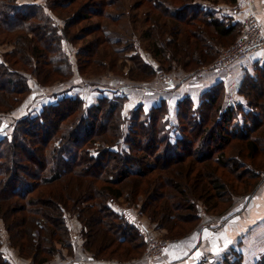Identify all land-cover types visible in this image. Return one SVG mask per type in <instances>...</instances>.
I'll use <instances>...</instances> for the list:
<instances>
[{"label": "trees", "instance_id": "obj_1", "mask_svg": "<svg viewBox=\"0 0 264 264\" xmlns=\"http://www.w3.org/2000/svg\"><path fill=\"white\" fill-rule=\"evenodd\" d=\"M147 1L153 10H160L152 18L151 24H153V19L157 20L159 25H162L160 23L162 18L175 20L172 30L166 23L159 26V29L162 33L173 35L174 38V34L181 35L178 41L176 37L172 43H168L169 45L165 43V46H161L163 43L157 42L156 37L151 34V28H153L151 26L144 33L148 38L154 37L148 46L149 51L158 62H177L187 73L200 66L213 63L218 46L231 42L240 32L239 22L235 21L232 16L220 13L222 3L219 1H224V5L230 6V10L236 13L238 9L236 0ZM58 3L60 2H52L51 5L56 6ZM98 4L104 5V1L101 0ZM94 5L91 7L96 9ZM52 6H43L35 0H0V35H8V39L12 37L15 44H18L15 50L8 53V56L17 59L22 64H28L29 57L33 55L46 57L45 65L49 69L46 74L40 73L43 74L42 81L39 80L38 68L30 74L42 85L47 81L48 75L59 70L58 64L66 65L67 68L70 66L62 50V36L56 32L55 26L48 17L53 13ZM97 13H95L96 16L103 14L102 11ZM88 14L89 12L83 13L82 18H87ZM194 22H198L199 26ZM28 34L31 37L30 40L27 37ZM26 40L28 44L32 43L31 47H23L26 45ZM127 59L139 63L136 55H131ZM3 63L4 59L0 61V79L5 77L3 82L0 81L1 92L17 96L20 95L19 93L28 92L27 78ZM142 63L141 66L136 67L137 80L135 81H143L141 78H145L148 71L152 76L157 72L150 62L142 61ZM12 77L16 78V81ZM248 84L262 88L260 95L254 97L252 100L255 101L252 103L243 91V87H247ZM263 90V72L258 79L247 76L245 82L239 80L237 86L238 94L240 93L239 95L244 98L245 104L233 102V105H228L223 100L224 86L218 83L202 94L198 106L192 104L187 97L178 99L175 104V121L173 122L167 119L169 112L165 100L155 102L147 111L141 105L126 109L123 96L113 98L104 96L88 107L85 106L84 93H76L73 97L62 96L60 99L47 102L43 107L44 110L37 112V116L32 119L30 117L18 119L12 135L0 140V220L4 230L9 233L14 245L19 247L21 256L31 257L33 264H44L55 255L58 244L63 246L66 244V247L68 246L72 251L73 238L66 221L70 215L75 214L77 221L81 223L80 234L85 240L84 249L95 254L94 257L92 256L93 259L100 258L99 254L110 250L113 241L126 243V247L120 248L124 256L137 255L141 250L140 245L144 242L142 235L138 233L139 227L137 228L136 222L132 220L134 219L133 213L127 212L125 208L120 209L115 204L116 200L125 194L123 192L125 180L135 177L147 178L145 176L156 169V165L151 163L149 156L152 151L153 156L157 158L156 161L159 162L158 156L161 157V155L157 153L158 145L164 146L165 155H163L165 157H170V151L174 156L180 155V152L186 153L183 148L186 145L183 127H190V131L197 130L200 125L204 126L209 121L216 125L222 123L223 126L221 128L215 126L213 131L205 130L201 136L206 148H195L192 152L195 153L193 161L201 166L204 165L201 167L203 171L213 169V172L209 174L215 177H212L208 184L212 190L218 192L216 197L222 198L227 191V184L216 176L217 167L223 166L229 170L230 174H234L237 167L242 165L241 167L246 170L245 176L251 174V178H257L261 175L264 164L257 166L254 159L261 152L264 156V146L260 151V144L264 145V129L262 135L256 136L252 132H256L264 125L262 122L261 126L258 122L260 117H256L258 110L264 116V100L261 99L262 96L264 97ZM21 98L17 100L18 102L16 101L17 104ZM61 106L71 107H68L66 114L48 115ZM185 106L187 114L184 116L189 119L187 122L180 120V112ZM206 107L209 108L208 117H204L202 113ZM74 110L80 113L73 119L71 116L74 114L70 113ZM130 114L129 120L135 124L131 125L132 127H129L126 132L123 130L125 124L123 116ZM65 119H68L67 122ZM173 128L174 131H172ZM138 130H140V137L137 135L138 141H136L133 137ZM143 131L146 134L143 135ZM172 133L176 135L173 143L171 142ZM110 135L114 137L111 138V140L114 139L113 142L107 140L110 139L108 138ZM234 136L246 138L244 148L240 146L242 144H236V146L240 151H242L241 148L243 149V158L249 160V164L242 163L238 154L224 159L222 153L224 145L228 143L230 137ZM120 139L127 144V148H121ZM98 141L103 143L105 148H100V144L94 145ZM115 141L117 142L114 143ZM136 142L140 145H136ZM139 154H144L143 159L139 160ZM191 155L188 154L189 157ZM106 156L107 159L104 160ZM184 157L177 158L175 161L183 162ZM159 163H163L161 167H158L159 171L163 169L161 172L170 171V167L174 165L173 162L169 163L164 158ZM188 171L180 166L173 171L176 178L164 177L166 173L163 177L160 175L156 177L159 182L166 179L165 183L171 185L174 191L183 197V201L186 199L183 188L190 192L195 191L199 195H195L197 199L205 198L204 194H207L210 189L203 188V184L199 183V178H202L206 172H198L192 186H189L187 182L189 176H186ZM172 175L170 172V176ZM240 179L244 187L249 185L243 178L240 177ZM263 181L264 175L250 193L245 195V198L250 199L259 190L258 186ZM143 189L145 190L142 191L150 193V187L145 185ZM33 193H36L35 196L32 195ZM131 193L128 192L126 198L132 199L138 194L136 190L133 191V195ZM12 198L22 202H14ZM150 207L155 212L154 206ZM181 207L180 204H174L173 207L171 206V211L175 212V209L178 211L182 209ZM162 208L166 210L162 217L166 218L167 215V218L171 219L172 214L167 213L169 207ZM194 208V204H187L188 210ZM175 217L180 220L185 216L178 213ZM195 218L199 219L196 213ZM186 221H191V219H186ZM172 229L180 235L174 237L177 239L191 231L185 225ZM115 238L118 241L114 240ZM137 240L139 241L137 247H129L130 244L135 245ZM17 241L20 244H16ZM118 251L112 249L109 252L114 256L118 255ZM0 264H7L3 261L1 253ZM260 264H264V261Z\"/></svg>", "mask_w": 264, "mask_h": 264}, {"label": "rangeland", "instance_id": "obj_2", "mask_svg": "<svg viewBox=\"0 0 264 264\" xmlns=\"http://www.w3.org/2000/svg\"><path fill=\"white\" fill-rule=\"evenodd\" d=\"M21 1H26V0H21ZM35 1L43 6L47 5V7L52 6L51 5L52 2H58V1L60 2L58 3V5L52 6L53 13L48 17L51 20L52 25L55 26L56 32H58V34L62 36V40H61L62 50L65 53V56L70 66L69 68H67L66 65L58 64L57 67L59 70H57V72L53 71V73L48 75V79L46 82L43 83V85L39 84L38 81L34 79L33 76H31L30 74L31 71L38 68L39 70H37V72L40 77L39 80L42 81L43 74H46V72H48L47 69H49L47 65H45V62L47 61L45 60L46 57L43 58V55H39L38 57L36 55H33L29 57L30 62L28 64L27 63L22 64L17 59H12L8 56V53H11V51L15 50L16 47H18V44H15V41L12 37L8 39L7 38L8 35L6 36L0 35V61L4 59L3 65L9 67L11 70H14L16 73L17 71L22 73L27 78L26 80L28 81V86H29L28 92L24 94L19 93L20 95L18 96L15 94L8 95L5 94V92L2 93L0 90V140L4 139V137L6 136H7L6 138H9L12 135L13 130L17 125L16 123L18 122L17 121L18 119L20 120L22 118H28V117L32 119L33 117L37 116V112H41L44 110L43 107L47 104V102L55 101L57 99H60L62 96H68V93L69 91H71V89H74L75 87L78 88V84H75V86H73L76 79H78L77 80L78 82L80 83L82 82V84L79 86L88 88L87 95L89 96L90 94H92V91H94V89L96 90L97 87L102 88L104 91V89H110L115 87L116 85H118V83L125 84L126 81H130V82L134 81L137 82L138 84H142L143 82L146 81H148V83L154 81L155 84L158 85L163 78L162 75L175 78V81L172 80V78L171 79L169 78V80H172L174 84V82H176V80H178L180 77H182L185 74H188L187 72L184 71L182 65L178 64L177 62L175 63H172L170 61L158 62L149 51L150 48H148V46L150 45V41L154 37H156V39L158 40L157 42L163 43V45L161 46H165V43L166 44L172 43L174 39H176V37H177L176 40L178 41V39L181 38V35L177 36V34H174L175 35L174 38L173 35L162 33L161 32L162 30L160 31L159 29L160 28L159 26H163V24L166 23V25L172 30V26L174 25L175 20L162 18L160 19V23L162 25H159V22L153 19V24H151L152 18L155 17L160 10H156V9L153 10L147 0H103L104 5L98 4L101 2V0H35ZM66 2H68V4ZM219 3H222L220 7L223 8V9L220 8L221 15L223 14L229 15L232 16L234 20H236L234 17L235 11H233L234 12L233 13L232 10H230V6L224 5L225 4L224 1H219ZM94 4H96L98 7ZM93 5L96 7V9L94 7H91ZM95 10L102 11L103 14L101 13V16H96L95 13H97L98 11L95 12ZM182 11H184V9ZM87 12H89L88 17L82 18V14ZM244 18L245 17L240 16V21H239L241 24L239 27L240 32H238V34L235 35V37L231 40V42L229 41L223 46L217 45L218 46L217 54L213 62L218 60V58L220 57H224L228 55V50H232L233 48L232 45L238 40L239 36L242 33V27H243L242 21L244 20ZM194 23L196 25L198 24L197 26H199L198 22H194ZM151 26H153V28H151ZM149 28L152 29L151 34L154 36L153 38H148L144 34L145 31L148 30ZM38 30L44 33V31L41 30L40 28H38ZM171 33H173V31H171ZM27 37L30 40L31 37L29 36V34L27 35ZM25 42L26 45H23V47L25 48L31 47L32 43L28 44L27 40ZM20 46H22V44H20ZM167 49L169 50V48ZM86 53L88 54L87 57H86L87 55ZM131 55L132 56L136 55L139 61L138 64L134 60L130 61L127 59L131 57ZM142 61L150 62L157 70V72L152 76L151 74L149 75L150 71H148L147 76L145 78L144 77L141 78V80L143 81H135L137 80L135 77V74L137 72L136 67H138V65L141 66L143 64ZM211 64L200 66L197 68L199 70L194 69L192 71L194 72L197 71L196 73H198L200 72V69L201 71L213 70L210 67ZM256 77H258V75ZM4 78L5 77L3 76L0 79V81L3 82ZM191 78L192 76H190L186 80H189ZM12 79L16 81V78L12 77ZM239 80L245 82L244 78L237 79L236 82L237 86ZM243 88H244L243 90L244 95H248L251 103L255 101L252 99H254V97H256L257 95H260L259 92L262 91V88L260 89L258 86H253L251 84H248L247 87H243ZM41 90H43V92L56 90L58 91V93L47 95L48 97L51 98L47 99V101L44 100L43 102V100L41 101L38 100L39 97L38 95L40 94ZM123 92L121 91L115 92L113 97L123 96L125 99V95ZM76 93L77 92H75V94ZM75 94L73 93L70 96L73 97L75 96ZM104 94L109 95L110 93H104ZM101 97H103V93H101L100 98ZM19 98L21 99L19 104H17L18 102L17 100ZM90 99H88L89 102ZM261 99L264 100V97L262 96ZM68 107L71 106H61V108L57 109L52 113H49L48 115L66 114L68 113ZM175 110L173 112H170L168 107L169 113L167 119L172 120V122L175 121L174 119ZM207 111L209 112L208 107H206L202 112L204 117L205 116L208 117ZM79 113L80 112L78 110H76V112L75 110L72 111L70 114H74V115H72L71 118L73 119L76 118V116H78ZM180 113H181L180 120L187 122L189 119H186L184 116L187 114L186 106L182 107V111ZM257 113L258 114L256 117H260L258 122L259 124L261 123L262 126V122H264V116L259 110ZM131 114L123 116L124 119L123 121H125L123 130L126 132L129 127L131 128L135 124V122L132 123V121L129 120L131 118ZM67 120L65 119L66 122ZM184 124L187 125L186 123ZM172 125L174 126V124ZM215 126L221 128L223 124L219 123L216 125L209 121L204 126L200 125L199 129L197 130L193 129L191 131H190L191 129L190 127L187 126L183 127L184 134L186 135L185 137L186 145H184L183 148L186 153L180 152V155L174 156L172 154V151H170L169 153V155L171 154L170 157H165L164 146L158 145L157 153L161 155V157L158 156V161L161 162V159L164 158V160H166L169 163L173 162L174 165L170 167V171L161 172L163 169L159 171L158 167H161V164L163 163L160 164L159 162H157L156 161L157 158L153 156V153L151 151L150 152L151 155L149 156V159L151 160V163L156 165V169L150 171L149 174L145 176L147 178L142 179L139 177H135L129 180L128 179L125 180V182L123 183L124 186L123 192H125V194L120 199L116 200L115 204H117V207H119L120 209L125 208L128 210L127 212L129 211L132 212L133 217L137 216L136 218L134 217V219H132L134 222H136L135 225H137L138 228L139 224L143 223L146 226L148 233L144 234L140 230V227L138 228V233L142 235L141 238L144 243L140 245L141 250H139V253L137 255H134L132 257V256H124L123 253L121 254L120 248L123 249L124 247H126V243L124 242L121 243L115 238L114 240H117L118 243L113 241L110 250H108L105 253L99 254L100 258H98L97 260H105V261L114 260V261L123 262L131 259H137V257L143 254L147 256V258H149L148 250H150V248L148 247L151 246L152 244V243L148 244L149 240L159 242L163 240L165 241V239H167L170 242L172 239H174V237L180 236L176 233V231H172L173 227H179V225H185L189 227L191 231H193L194 228H196L197 225L201 222L200 219L195 218V213L197 217L201 213L202 214L201 217H203L204 221L207 220L206 218H208V220L215 218L222 219V217H224L226 213L230 212L229 210L231 209V207H233L232 205H234L236 202H239L240 200L242 201V199L245 198V195L250 193L252 188L262 180V177L264 175V167L262 168L263 171L260 173L261 175L258 176L257 178H251V174L245 176L244 172H246V170H244L241 167L242 165L237 167V170L234 174H230L228 172L229 170L223 166L217 167L216 176L219 177L223 182H225V184H227V188H226L227 191L225 195L222 196V198L219 199L218 197H216L218 192L212 190L210 184H208V181L212 177H215L214 175L211 176L209 174V172H213V169H208L206 171H203L201 167L204 165L201 166L193 161L195 159L194 157L195 153L192 152L195 148L196 149L201 147H202L201 149L206 148L203 145L204 141L202 140L203 138L201 135L204 134L205 130L213 131ZM25 127L27 128V126ZM174 128L172 129V131H174ZM263 129H264V125L260 127V129H258L256 132H252V134L256 136L258 134L262 135ZM110 133L111 132H109V134ZM139 134H140V130H138L134 134L133 139L135 138L136 141H138L136 137ZM142 134L144 135L146 133L143 131ZM175 137L176 135L173 134L171 137L172 143L175 141L174 140ZM108 138H110L107 139L108 141L111 142L114 141V139L111 140V138H114L113 135H110ZM245 141L246 138L244 139L243 137H236V136L230 137L228 143L224 145L225 146L224 152H222L224 154V159L230 158V155L235 156V154H238L239 159L241 160L242 163L246 162V164H249L248 163L249 160L243 158L244 155L242 153L243 152L242 148H244L243 144L245 143ZM116 142L117 141H115L114 143ZM97 144H100V148L103 147L105 148V145L103 143L101 144V142L98 141V143L94 145ZM119 144L121 148L122 147L127 148V144H125L122 139L119 140ZM236 144L239 145L242 144L240 145L243 146L241 148L242 151L239 150ZM136 145H140V144L136 142ZM263 146L264 145L261 143L260 151L263 150L262 149ZM238 151L240 152L237 153ZM144 154L138 155L139 160L143 159L142 155ZM188 154L189 155L192 154L191 157H189ZM241 154H242V159H241ZM182 156H185L183 158L184 159L183 162L178 163L177 161H175V159L177 160V158H181ZM106 159L107 156L104 157V160ZM254 160H256L255 164L257 166H263L264 156L262 152L258 153ZM180 166L185 167V171H188L189 169V171L186 174V176H189V180L187 181L189 186H192L191 184L193 180L195 181L198 172H202V171L206 172L204 173L202 178H199L200 185L203 184V188L208 187V189H210V191L207 194H204V196H206L205 198L197 199L195 198V195L197 196L199 195L195 191L190 192L188 189L183 188L186 197L185 201H183V197L177 194L176 191H174L173 187H171V185L165 183V181H167L166 179L160 182L157 180L158 177L156 176L160 175L163 177L165 173L167 175L164 177L176 178L174 176L175 173L173 171H176V169H178ZM170 172H172L173 174L172 176H170ZM240 177L243 178L246 182H248L250 186L248 185L247 187H244ZM163 183L164 186H162ZM263 184L264 181L261 182L260 186H258L259 190L261 189L260 187ZM145 185L150 187L149 189L150 193H147L146 191H142L145 190L143 189ZM135 190L138 192L135 198L132 199L126 198V194L128 192L133 193V191ZM35 194L36 193H33L32 195L35 196ZM12 201L18 203L22 202V201L21 202L17 201V199L15 198L14 199L12 198ZM233 202L234 204H232ZM174 204H178V205L180 204L182 206L181 207L182 209H179L178 211L177 209H175L176 210L175 212L171 211L172 209L171 206L173 207ZM187 204H194L195 208L193 210H188ZM151 205L154 206L155 212L152 211V208L150 207ZM165 206L169 207L167 208V213L172 214L171 219L167 218L168 217L167 215L166 218L162 217L163 214L165 215L166 212V210L163 209L162 207ZM160 208L163 209V211H161ZM178 213L185 217L184 218L182 217L183 219L181 218L180 220H177L175 215H177ZM74 219L77 221L75 214L74 215L72 214L68 217L67 220L75 222ZM186 219L187 220L191 219V221H186ZM8 234L9 233L4 230V226L2 225V221L0 220V248L4 245L5 246L7 245L8 247L11 248L12 252L16 253L19 259L29 260L30 263L33 264V259L31 257L28 258V257H24L23 255L21 256L18 249L19 247H16V245H14V242H12V239L9 237ZM71 237H73L72 233H71ZM84 242H85L84 238L81 237L80 244L79 242H77L76 245L79 244L80 248L83 251L88 252L91 256L94 257L95 254L86 251L84 249ZM138 242L139 241L137 240V242H135V245L133 243L130 244L129 247L132 246L137 247ZM22 243L23 241L21 242V244ZM16 244H20V242L17 241ZM112 249L119 250L118 255H114V256L111 255L110 252ZM73 253L74 251H70L68 246L66 247V244L64 246L58 244L56 247V253L54 256L51 257V259H53L56 256L62 258L63 255L64 256L72 255ZM133 253L135 252L133 251ZM109 257H114V258H109ZM51 259L49 261H51Z\"/></svg>", "mask_w": 264, "mask_h": 264}, {"label": "crops", "instance_id": "obj_3", "mask_svg": "<svg viewBox=\"0 0 264 264\" xmlns=\"http://www.w3.org/2000/svg\"><path fill=\"white\" fill-rule=\"evenodd\" d=\"M236 3L238 9L234 13L235 21L239 22L240 16L244 17L245 12L251 11L264 28V0H236ZM261 71L264 73V51L232 64L226 69L218 71H201L200 69L198 73L191 71L176 80L174 84L172 80L175 81V78L162 75L163 78L158 85L154 81L149 83L146 81L142 84L126 81L125 84L118 83L115 87L104 89V91L97 87L88 96V88L79 86L82 82L80 83L76 79L73 86L78 84V88L71 89L72 93L69 91L68 96L75 92L84 93L85 106L88 107L100 98L101 93H103V97L113 98L115 92L124 91L126 109H133L141 105L147 111L155 102L165 100L170 112H173L178 99L187 97L192 104L198 106L205 91L222 83L225 89L223 99L225 103L228 105H233V102L245 104L246 101L237 91V79H245L247 76L257 79L262 73ZM257 75L258 77H256ZM190 76L192 78L186 80ZM54 93H58V91L43 92L41 90L38 100L47 101L51 98L47 95ZM260 188L250 199L243 198L242 201L235 204L233 202L234 205L229 210L230 212L226 213L222 219L208 220L206 218L207 220L204 221L200 213L198 217L201 222L197 227L166 244L165 253L161 258L149 259L143 254L137 259L123 262L93 259L79 246L81 224L75 219L76 223L67 220L66 223L74 237H72L74 253L63 255L62 258L56 256L44 264H236L238 262L239 264H260L264 261V184ZM225 240L228 242L226 247ZM77 242H79L78 245H76ZM0 253L3 261L7 264H31L29 260L19 259L7 245L0 248ZM197 253L200 254L199 257H197Z\"/></svg>", "mask_w": 264, "mask_h": 264}, {"label": "built area", "instance_id": "obj_4", "mask_svg": "<svg viewBox=\"0 0 264 264\" xmlns=\"http://www.w3.org/2000/svg\"><path fill=\"white\" fill-rule=\"evenodd\" d=\"M244 20L242 21V33L238 40L232 45V50H228V55L218 58L210 67L213 70L226 69L232 64L238 63L243 59L264 51V28L259 22L257 17L251 11L245 13ZM140 230L147 234V228L143 223L139 224ZM152 243V244H151ZM169 240L153 241L149 240L151 244L148 248L149 258H161L165 253L166 244Z\"/></svg>", "mask_w": 264, "mask_h": 264}, {"label": "snow or ice", "instance_id": "obj_5", "mask_svg": "<svg viewBox=\"0 0 264 264\" xmlns=\"http://www.w3.org/2000/svg\"><path fill=\"white\" fill-rule=\"evenodd\" d=\"M227 243H228L227 240H225V247L227 246ZM217 251H218V249H217ZM199 255H200V254L197 253V257H199Z\"/></svg>", "mask_w": 264, "mask_h": 264}]
</instances>
